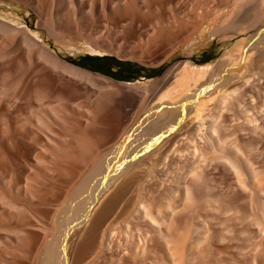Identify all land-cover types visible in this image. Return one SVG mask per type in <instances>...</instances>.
<instances>
[{
	"label": "rangeland",
	"instance_id": "rangeland-1",
	"mask_svg": "<svg viewBox=\"0 0 264 264\" xmlns=\"http://www.w3.org/2000/svg\"><path fill=\"white\" fill-rule=\"evenodd\" d=\"M42 2L0 0V264H44L68 231L77 257L93 230L83 216L123 134L182 64L209 68L185 134L205 127L182 136L187 156L143 179L139 199L157 216L176 212L161 235L130 190L114 242L80 263L264 264V0ZM138 228L154 231L147 252Z\"/></svg>",
	"mask_w": 264,
	"mask_h": 264
},
{
	"label": "bare ground",
	"instance_id": "bare-ground-1",
	"mask_svg": "<svg viewBox=\"0 0 264 264\" xmlns=\"http://www.w3.org/2000/svg\"><path fill=\"white\" fill-rule=\"evenodd\" d=\"M34 1L38 5L43 4L42 0H34ZM66 1H69V0H59V3L61 5V3L63 4ZM75 1L76 0H70V2H71L70 5L75 3ZM135 29H136V27H135ZM129 31H132L130 29V27H129ZM128 33H131V32H128ZM131 34H133V33H131ZM118 35H121V34L119 33ZM26 42L30 46L35 45L29 39H27ZM47 60H48V62L52 63V65H58L59 64V62L57 60H54L51 57H47ZM64 69L68 70L70 72L74 71L68 67H64ZM208 72H209V68H196V67H192L188 64H184V65L182 64V66L178 65L176 67H173L165 73L162 81L164 82L163 87H166V86L167 87H166V89L164 88L165 90H163L162 94L160 93L161 91L159 92V94H161V95L159 97H157L159 99L158 103L156 105L154 104V106L152 108L148 109V111L146 110L145 115L143 113L142 115H144V116H142V118L139 119L138 122L136 120V124L133 123L134 127L132 126L131 129H128L127 132L125 131L126 133H124L122 136V141L120 142L121 144H119V147H117L118 149L116 148L119 152L116 150L118 153L115 154L116 155V157H114L115 161L112 165L107 166L106 173L101 178V180L99 182L100 184L98 185L97 190L95 191L94 196L92 197L91 203L87 207V210L85 211V214L83 216V222L91 221V223L90 222L89 223L92 224L93 230H92V233L89 234L90 236L87 237L86 240L83 239L84 241L79 245L80 247L78 246L79 251L77 252L78 253L77 257L73 258L74 255L72 257L71 256L72 253L70 254V245H71L70 243L71 242H70V232L68 231L66 234L63 235V238L61 237L62 240H60V242L55 243L54 246L52 245L49 249H47L48 251H47L46 256H45L46 258H45L44 264H81L82 261L80 263V260H87L88 255L93 250H98V249L101 250V249H105V247L109 248V246H111V243L114 242V237H115V236H113V234H115L114 229H116V228L112 227V224H114V222H115L114 214L118 210L117 208L120 206V204L123 201H125L130 190L134 189L137 192V199L138 200H137V202H135V204L137 203V205H136L137 209H141V207L145 208L147 206L146 205L147 203L143 204V202L145 201L144 200L145 198L143 199V202L141 200H139V199H142L141 195H143L142 191H144V189L142 188L143 187L142 184L145 182V179L147 177L153 175V173H155L157 171V170L155 171V169L157 167H160V165L162 163H164L165 161H167V159L178 154L176 152L181 153L180 155L178 154L180 156L179 158H183L184 156H187V155L183 154V152H184L183 149H182L183 151L182 150L180 151V149L182 147L180 148L179 144L181 143L180 141L184 136L186 137L187 135H190V133L187 135L185 134L186 133L185 127H187L186 124H189L186 121L188 119L189 114L194 110V108L196 106L197 101H195L196 100L195 98H196L197 94L200 91H202L201 90L202 88H200V86L202 87V85H203L202 82L206 78V75L208 74ZM76 73H80V71H76ZM83 74H86V73L81 72V75H83ZM164 84H166V85L164 86ZM156 87H158V86H156ZM206 92H207V89H206ZM202 120H203V118H202ZM199 122H200V120H199ZM192 125L189 124L188 126L192 127ZM198 125H199V123H198ZM195 126L193 127V129L196 128ZM197 127H198L197 128L198 131H196L197 129H195V131L197 133L195 131L194 132L199 136V134H200L199 131L202 128H204L205 126L203 125V122H200V125ZM213 129H214V127H213ZM209 130H211V131H209ZM215 130H212L211 128L208 129V131L210 133H212ZM186 131H188V130H186ZM190 132L193 133L191 130H190ZM209 132H208V135H209ZM196 134H192V135H196ZM192 135H190V136H192ZM210 135H212V134H210ZM190 136H189V138H190ZM207 137L209 138V136H207ZM187 138H188V136L186 137V139ZM211 138H212V136H211ZM182 140H184V139H182ZM190 140H192V138H190ZM194 140L195 139H193L192 141H194ZM195 147H196L195 148L196 151L198 152L199 151V150H197L198 146L195 145ZM196 151L194 150V152H195L194 155H196ZM191 152H193V150ZM113 154L114 153L112 152V155ZM194 155H192V156H194ZM197 156H200L199 153L194 158H196ZM201 157H203V156H201ZM197 158H199V157H197ZM197 158L195 161H197ZM112 161H113V158H112ZM226 161L229 162V164H231V166L235 169V171L238 170L235 163H233L231 160H226ZM199 162L200 161H197V164H196L197 166L199 165ZM194 164L195 163H193V165ZM134 166H137V168L139 170L144 171L143 175L141 174V176H140V174H137L134 169L130 170ZM197 166L192 167L191 169H190V167H188L189 169L186 167L187 168L186 170L189 171L188 175L190 174V176L192 175V177L195 178V176L197 175V169L198 168L200 169V167L197 168ZM187 171L185 172V170H184L185 173L182 172L183 173L182 176L185 175L187 173ZM240 172L241 171H239L238 173H240ZM236 174H237V172H236ZM240 174H239V176H241ZM143 179H144V181H143ZM155 179H156V176H155ZM179 179L182 180V178H180V177H179ZM142 181H143V183H142ZM179 182H180V180H179ZM181 182H180V184H181ZM176 186H178V185H176ZM178 189H180V188H178ZM187 190H188V188H187ZM172 192H173V190H172ZM187 192H186L187 195L184 194L185 196L184 195L183 196L185 198H186V196H187V198H190L189 197V196H191V195H189L190 192L189 191H187ZM132 196L130 197L131 199H132ZM172 197H174V196H172ZM135 198H136V196H135ZM135 198H134V200H135ZM187 200L188 199H185V202ZM139 201H141V202H139ZM126 202H127V204H130L129 200H127ZM175 202L176 201L173 202V205L172 204L170 205L171 208L173 206L175 207V204H174ZM179 202H181V200ZM149 205L150 204H148L147 207H150ZM147 207L145 208L147 210V211L145 210L146 211L145 216L150 221L149 223H150V227H152L151 229L154 228L155 232H157L161 235H164L162 226L166 225L165 222L167 221V215L170 216L169 213L171 214V212H172V214H174L176 212L175 209H173L169 212V210H170V208H169L167 215L165 214L162 216H157V215H155V213L150 212V210L148 211ZM141 210L144 211V209H141ZM227 210H228V208H227ZM139 211H137V212H139ZM230 211H231V209H230ZM138 215H140V214H138ZM168 220H169V217H168ZM127 224H128L127 228H130L129 223H127ZM114 226H115V224H114ZM130 229L133 230V227ZM88 231H87V234H88ZM123 231H125V229ZM135 231L138 232L139 250L143 251V252H147L149 249V246H151V244L149 242L152 241V238H149V237L152 236L151 233L154 231L151 232L149 230L150 231L149 235H147V233H145L140 228L136 229ZM142 231L145 234H143ZM118 233H121V232H118ZM81 235H83V234H81ZM146 235L148 237H146ZM130 236H131V234H130ZM81 239L82 238H80V240ZM146 239L148 241H146ZM52 244H53V242H52ZM174 254L172 255V257L176 258L175 256L177 255V253L175 255ZM74 260H79V262L75 263L76 261L73 262Z\"/></svg>",
	"mask_w": 264,
	"mask_h": 264
}]
</instances>
